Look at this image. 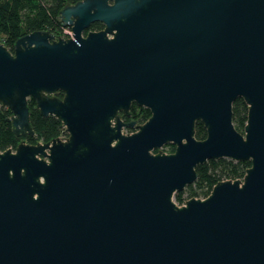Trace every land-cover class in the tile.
I'll use <instances>...</instances> for the list:
<instances>
[{
	"label": "water",
	"instance_id": "1",
	"mask_svg": "<svg viewBox=\"0 0 264 264\" xmlns=\"http://www.w3.org/2000/svg\"><path fill=\"white\" fill-rule=\"evenodd\" d=\"M59 18L70 36L0 42L13 133L34 134L28 98L67 133L0 150V264H264V0H77ZM222 157L250 166L173 201Z\"/></svg>",
	"mask_w": 264,
	"mask_h": 264
},
{
	"label": "trees",
	"instance_id": "2",
	"mask_svg": "<svg viewBox=\"0 0 264 264\" xmlns=\"http://www.w3.org/2000/svg\"><path fill=\"white\" fill-rule=\"evenodd\" d=\"M77 0H0V42L12 51L16 38L27 32L37 29H47L55 35H63V25L59 18L60 9ZM102 23L95 21L89 29L99 30ZM54 94L62 95L61 91ZM29 119L34 134L15 135L12 131L11 110L0 105V150L14 149L17 143L25 140L28 143L48 141L62 135L64 126L61 121L53 116H42L35 107V101L28 98ZM132 113L139 122L145 121L150 111L148 108L133 103ZM247 118V104L241 97H237L232 103V122L234 127L243 132ZM206 130L203 124L195 122V137L203 139ZM167 152L174 149V145H165ZM250 166V160H233L230 158L208 159L196 165L198 176L196 180L174 194L176 201L182 204L191 197L203 198L207 196L212 186L219 180L242 178L245 169ZM186 194V197L183 195Z\"/></svg>",
	"mask_w": 264,
	"mask_h": 264
},
{
	"label": "flooded vegetation",
	"instance_id": "3",
	"mask_svg": "<svg viewBox=\"0 0 264 264\" xmlns=\"http://www.w3.org/2000/svg\"><path fill=\"white\" fill-rule=\"evenodd\" d=\"M88 30H93V29H89V28H88V29H86V30L84 31V33H86ZM59 36L67 37L66 35H59ZM62 95H63V93H62ZM62 95H57V96L62 97ZM134 104H135V103H134ZM132 105H133V103H132ZM132 105H131V107H130V109H129V111H130L129 115H121V116H122V119H123L124 121L135 120V121H136V124H138V123H142V122H139V121L136 119V117L133 115L132 110H131ZM136 105H137V104H136ZM124 129H125L126 132H131V131H132V129H130V128H124Z\"/></svg>",
	"mask_w": 264,
	"mask_h": 264
},
{
	"label": "built area",
	"instance_id": "4",
	"mask_svg": "<svg viewBox=\"0 0 264 264\" xmlns=\"http://www.w3.org/2000/svg\"><path fill=\"white\" fill-rule=\"evenodd\" d=\"M62 33H63V35H66L67 37L70 36V35H71V28H70L69 26H64V27H63V32H62ZM66 134H67V133H66V131H65V129H64L63 134H62V135H59V136L62 137V136H64V135H66ZM183 203H184V202H183ZM183 203H182V204H183Z\"/></svg>",
	"mask_w": 264,
	"mask_h": 264
},
{
	"label": "rangeland",
	"instance_id": "5",
	"mask_svg": "<svg viewBox=\"0 0 264 264\" xmlns=\"http://www.w3.org/2000/svg\"><path fill=\"white\" fill-rule=\"evenodd\" d=\"M40 142H42V141H40ZM165 145H166V144H165ZM165 145H163V146H165ZM165 147H166V146H165ZM183 195L186 197V194H185V193H183ZM173 201H175L177 204H179V203L176 201L174 195H173ZM179 205H180V204H179Z\"/></svg>",
	"mask_w": 264,
	"mask_h": 264
}]
</instances>
